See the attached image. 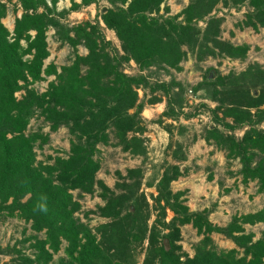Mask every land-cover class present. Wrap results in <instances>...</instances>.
<instances>
[{
  "label": "trees",
  "instance_id": "16d2710c",
  "mask_svg": "<svg viewBox=\"0 0 264 264\" xmlns=\"http://www.w3.org/2000/svg\"><path fill=\"white\" fill-rule=\"evenodd\" d=\"M60 1L0 0V224L17 218L29 224L33 233L0 252L11 256L10 264H54L53 256L65 243L64 257L55 264H138V250L143 253L141 264H264V234L253 241V235L243 229L264 224V206L255 213L233 216L220 227L210 222V210L190 211L185 192L171 191V183L183 174L177 165L152 166L148 176L143 168L128 170L125 176L116 173L119 181L113 189L96 179L98 145H106L109 134L125 153L147 158L142 139L145 103L139 101L138 90L152 95L148 105L165 99L164 119L177 122L180 117L196 116L183 112L189 86L174 80L150 83L151 69L179 71L188 53L197 67L209 58L245 59L248 45L235 46L221 37L220 8H245L244 20L236 27L256 32L264 29V0H189L173 16L165 0H100L106 4L101 8L97 0H80L57 11ZM91 5L97 8L93 21L68 23L71 13ZM9 7L21 13L12 32L2 23ZM100 23L114 33L119 49L106 40ZM49 31L60 46L70 48L69 65H45ZM79 46L86 49V56L78 54ZM130 62L146 74L127 75L124 68ZM52 76L55 79L44 93L32 88ZM190 90L216 104L213 108L200 105L212 121L203 131L205 142L224 150L228 163L238 160L241 184L256 182L257 191L264 195V129L260 128L264 69L252 64L226 76L209 70ZM20 92L23 95L17 99ZM35 118H41L51 133L60 128L68 131L66 158L55 157L52 164L37 161L35 149L48 144L49 134H27ZM242 128L246 130L239 140L234 132ZM172 159L187 160L181 143H176ZM142 186L155 191L152 206ZM73 192L79 197L96 194L102 206L84 217L92 214L107 222L94 232L81 222L75 216L81 206ZM168 213L172 214L169 221ZM187 225L202 237L193 257L179 244L181 228ZM213 234L236 248L218 249ZM26 244L32 257L19 249Z\"/></svg>",
  "mask_w": 264,
  "mask_h": 264
},
{
  "label": "rangeland",
  "instance_id": "374dc122",
  "mask_svg": "<svg viewBox=\"0 0 264 264\" xmlns=\"http://www.w3.org/2000/svg\"><path fill=\"white\" fill-rule=\"evenodd\" d=\"M98 7L101 8L106 4L100 0ZM189 3V0H165V5L169 8V15L179 14ZM57 11L69 9L65 0L57 3ZM220 7V6H219ZM161 6V13H162ZM220 17L224 18L222 29V39L230 42L235 46L248 45L249 51L243 60L224 59H207L198 67L195 64L194 58L188 53L184 61L181 62V70L174 71L168 68L158 69L152 68L150 83L154 82H169L174 80L183 85L189 86V90L195 87L202 80V75L209 70L217 71L221 76L229 74H239L246 70L249 65L258 64L264 69V29L253 31L237 29L244 20L246 9L240 11L225 10L220 8ZM97 8H88L79 13H72L68 16L70 25H77L87 20L93 21L96 15ZM20 12L14 13L9 7V12L5 19L2 20L3 25L9 30H12V24L15 18H19ZM203 26L202 24H200ZM52 32L47 33V44L49 57L45 61V65L53 63L57 68L69 65L73 60V54L68 46H60L54 39ZM105 38L110 41L116 49H119V43L114 36L105 33ZM77 52L80 56H86L87 51L84 47L79 46ZM185 50V49H184ZM125 72L129 76H137L146 74L140 72L137 66L130 63L125 66ZM55 77H48L45 80L35 83L32 88L38 93H44L48 84L54 81ZM188 90V91H189ZM188 91L184 96L185 105L183 112L187 115L196 113L194 118L180 117L179 121L172 122L161 117L165 111V99L156 105H148L152 95L149 91H137L139 101L145 103V108L142 112L144 120L145 133L142 135L144 147L147 151V158L143 160L140 157H133L122 151L117 145V141L113 134H109V141L106 145H98L100 151L98 160L100 170L96 174V179L102 181L107 187L113 189L119 181L116 173L122 176L131 169L143 168L148 176L152 166L177 165L183 173L178 180L171 183L170 189L173 193L185 192L183 199L185 205L190 211L210 210L209 220L213 225L220 227L228 224L233 216H241L260 211L264 206V195L257 191L256 182H251L244 186L241 184V177L238 175L240 168L238 160L230 161L226 159V152L217 148L212 142H205L203 139L204 130L212 124L211 117L207 110L200 108V105H206L210 108L216 106L207 100H203L200 94L191 93ZM23 95L22 92L17 93L19 99ZM132 113V111H130ZM264 129V123L260 126ZM181 129L183 130L181 134ZM246 128L238 129L234 132L237 139H241ZM41 131L43 134H49V142L41 149H35L37 161L52 164L53 158L63 157L69 151L70 137L65 128H60L57 132L51 133L49 126L40 118L31 120L27 129L28 133ZM180 131V133H179ZM226 133V131H224ZM130 137V135H129ZM176 143H181L183 150L186 152L187 160L179 163L172 159V153ZM144 195L149 203L153 205L152 197L156 195L153 189L141 187ZM73 198L81 206V211L75 216L81 222L87 223L94 232V229L99 225L107 222L106 219L98 218L94 215H89L88 218L84 214L88 211H93L97 206H102V201L94 195H84L79 197L77 192H73ZM153 215V212H152ZM172 218V214L168 213L167 221ZM153 217L149 221L151 224ZM246 234L253 235V241L260 239L264 234V224L259 223L254 226L245 225L243 227ZM33 233L29 229V224L23 220L14 218L6 219L0 224V249L4 250L7 247H13L15 243L23 238H27ZM42 238V234L38 235ZM202 239L196 231L190 226L181 228L180 245L182 251L189 257L194 255V247ZM214 244L220 250L235 249V245L225 239L223 236L213 234L211 236ZM26 244L19 246L21 253L32 257V250ZM65 243L57 255L53 256L55 264L60 258L64 257L63 251ZM144 251V250H143ZM241 254V251L239 250ZM142 251L138 250L137 261L142 263ZM11 256H6L0 252V264H10Z\"/></svg>",
  "mask_w": 264,
  "mask_h": 264
},
{
  "label": "crops",
  "instance_id": "0c3cea01",
  "mask_svg": "<svg viewBox=\"0 0 264 264\" xmlns=\"http://www.w3.org/2000/svg\"><path fill=\"white\" fill-rule=\"evenodd\" d=\"M61 1H63V0H61ZM60 1V2H61ZM71 1H73L74 3H76V4H79L80 3V0H65V2H66V4H68V6L70 7L71 6ZM59 3V2H58ZM88 8H96V6L95 5H91V6H89V7H87V8H83V9H81L79 12H81L82 10H85V9H88ZM79 12H73V13H79ZM72 14V13H71ZM20 17V16H19ZM87 21H89V20H87ZM13 25H14V21H13V24H12V30H13ZM100 25H101V27L103 28V33H104V35H105V33H107V34H109V35H111L112 34V36H114L115 37V35H114V33L112 32V31H109V30H107V29H105L104 28V26H103V24L102 23H100ZM12 30L11 31H9V32H12ZM52 33V35H53V31H51ZM106 37V36H105ZM116 39V38H115ZM117 40V39H116ZM118 42V41H117ZM130 64L131 65H133L134 63L133 62H130ZM135 65V64H134ZM136 66V65H135Z\"/></svg>",
  "mask_w": 264,
  "mask_h": 264
},
{
  "label": "built area",
  "instance_id": "2783aa9c",
  "mask_svg": "<svg viewBox=\"0 0 264 264\" xmlns=\"http://www.w3.org/2000/svg\"><path fill=\"white\" fill-rule=\"evenodd\" d=\"M125 73H126V72H125ZM138 91H140V90H138ZM191 93H192L191 90H189V91H188V95H190Z\"/></svg>",
  "mask_w": 264,
  "mask_h": 264
}]
</instances>
